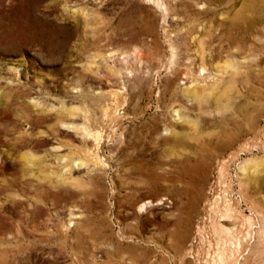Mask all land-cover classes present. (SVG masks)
<instances>
[{
	"label": "rangeland",
	"instance_id": "1",
	"mask_svg": "<svg viewBox=\"0 0 264 264\" xmlns=\"http://www.w3.org/2000/svg\"><path fill=\"white\" fill-rule=\"evenodd\" d=\"M0 264H264V0H0Z\"/></svg>",
	"mask_w": 264,
	"mask_h": 264
}]
</instances>
